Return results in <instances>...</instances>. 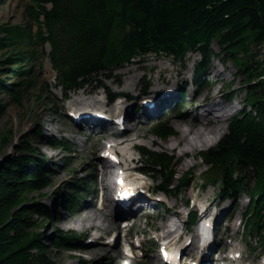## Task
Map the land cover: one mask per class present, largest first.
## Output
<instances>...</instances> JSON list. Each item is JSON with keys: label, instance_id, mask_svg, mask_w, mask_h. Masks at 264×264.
I'll return each instance as SVG.
<instances>
[{"label": "trees", "instance_id": "1", "mask_svg": "<svg viewBox=\"0 0 264 264\" xmlns=\"http://www.w3.org/2000/svg\"><path fill=\"white\" fill-rule=\"evenodd\" d=\"M28 11L39 27L37 41L32 35L34 22L25 28L0 27V53L6 52L0 61V93L19 104L36 82V63L47 56L46 44L51 46L48 57L65 94L154 54L173 57L184 66L189 54H200L194 76L197 87L214 60L224 67L232 63L245 102L218 144L199 157L210 167L207 182L220 183L225 200L250 197L244 224L248 233L259 234L264 242V57H260L264 0H30ZM223 90L225 99L234 100L233 83L224 84ZM4 108L0 100V114ZM151 133L159 140L176 135L169 121L152 125ZM41 134L39 129V140ZM46 138L48 145L61 151L73 150L66 138ZM15 148L16 155L0 161V264H55L42 232L56 216L45 203L50 195L46 190L56 184L54 171L29 140ZM143 151L151 167L144 170L160 182L158 191L178 195L191 186L190 172L178 178L180 159L165 151ZM80 188L70 184L74 207ZM191 218L196 219V213ZM50 240L57 250L79 251L83 246L72 232L58 231Z\"/></svg>", "mask_w": 264, "mask_h": 264}, {"label": "rangeland", "instance_id": "2", "mask_svg": "<svg viewBox=\"0 0 264 264\" xmlns=\"http://www.w3.org/2000/svg\"><path fill=\"white\" fill-rule=\"evenodd\" d=\"M29 4L30 0H0V27L3 25H19L25 28L30 23L34 22L28 11ZM38 30L39 27L34 22L32 35L36 41ZM254 51H257V49ZM45 52L48 55L51 52L49 45L46 46ZM200 57V54L197 53L189 54L186 58L187 63L185 66L176 61L173 57L166 55L154 54L144 59H135L131 64H125L117 70L106 72L103 76L92 79L84 88L72 92L69 97L73 98V96L81 94L78 97L86 95L97 98L100 100L98 105L92 103L93 98H84L87 102L83 100L80 106L81 109H84V107H90L93 110L102 108V111L108 110V114L113 115L118 104L113 108L105 106L103 102L106 101L107 98L105 89L111 93H124L128 95L127 103H131L135 100L140 103L142 97L153 99L155 94L171 91L169 89L173 90V88L174 91L186 90L192 93L193 90H198L196 87H192L191 81L195 75L196 63L200 60ZM260 57H264V50H260ZM5 58L6 52L0 53V61H3ZM162 71H164L167 76L172 75V83L166 85L160 81ZM178 73L182 75L180 76ZM235 73L236 68L232 63H228L224 67L217 60H214L208 73L204 77L202 84L203 88L201 87L200 90H198L197 100L200 101V105L205 101L206 106L214 100L221 101L224 105H228L230 102L228 103L227 99L222 97L225 94L223 93L224 84L233 83L234 100L239 102L235 106L230 107V116L234 114L236 108L237 112L235 115L238 114L240 110H242L241 105L245 102L246 97L245 92L242 91L241 78L236 79L234 77ZM133 75L135 76V80L133 81L135 86L127 89L125 83H128ZM56 76L57 73L49 58L47 56L43 58L40 56L39 61L36 63L34 73L36 82L32 88L27 91L21 104L11 100L6 93H0V100L5 104L4 113L0 114V161L16 155L15 146L27 139L37 149L38 153H42L47 157L45 160L46 165L51 167L54 171L56 184L46 190L50 195L46 198L45 203L51 207L56 216L54 220L46 222L47 228L42 230V232L45 233V238H48L47 243L51 248L50 250L55 264H81L82 261H85L86 264H119L122 262L121 258H116V254L121 252L120 246H109L106 244L110 232L119 226L113 218L115 212L111 207L107 215V222H104L102 219H98L94 222L96 226L105 229L102 230L101 233H99L98 230L96 231V229L83 228L81 221L78 219L79 215L83 213L84 210L90 211L93 208H102V191L104 186L101 175L98 189L96 188L93 190L92 193L81 202L80 206L74 210H70V207H67L66 201H64L63 204L61 203L62 206L58 207L57 192L61 185L76 179V171L83 172L84 170L93 168L94 165L98 163L106 142L111 140L112 137H115L114 135H116V133L119 135V138L121 136V139L125 140L130 138L135 132H138V130L140 131V136L135 138L133 135V137H131L133 138L131 145H142L148 150H160L165 151L169 155H174L177 159L181 160L178 167V178H181L186 172H190V174L193 175L192 179L194 183L189 189L183 188L184 190L178 195L171 193L167 195V198L163 197L166 201V205L171 210L168 217L175 219V213L181 212L182 218H184L183 216L187 212L186 209H184L185 203L189 201L191 206L190 209H192V205L197 197L199 201L206 203L209 208L211 206L212 211H216L215 216H219L220 222H217V224L220 229L217 234L218 239H224L223 248L225 251L229 250L231 244L235 242L241 245L244 250V258L248 262H257L262 258L261 256L264 255V246L261 244L260 239L254 236L247 237L246 234H243L244 231L240 225L243 215L247 212L249 207L250 197L247 194H243L234 202L232 200H225L221 194L222 189L220 183L207 182L210 177L208 171L210 167L204 164L199 157L200 152L215 147L220 141L219 139L228 132L229 121L232 117H228V120L221 123V135L218 133L219 135L217 134L216 137L209 139V141L204 144L198 143L196 146L197 149L194 150L193 146L188 143L189 140H193V135L182 138V132L188 128V125L181 117V119L179 118L178 114L181 115L187 112H193V114L187 118L189 122L192 121L193 117L196 115L200 116L202 114V108H200L201 106L189 104L187 102L184 103V107L178 106L169 116H166V118L171 121L176 132V136L167 140H159L153 136L150 126L136 122L135 114H133L134 118H131V122L128 123V126L134 129L132 133L128 132L130 130L129 128L127 132H118L117 126H115L113 121L97 123L92 127H79L68 124L65 121L66 116L70 118L67 114L69 102L63 101L62 93L60 90L55 89L57 84ZM5 79H8V77L5 76ZM16 81L17 79H12V82ZM240 103L241 105H239ZM87 104L89 105L87 106ZM39 129L42 130V138L40 140L36 137V132ZM218 136L221 138H218ZM46 137L56 139L66 138L74 147L73 151L71 153H66L65 151L52 148L46 143ZM115 138L118 140V137ZM130 154L132 158L139 160L133 165H136L138 168L143 167V158L141 159L137 152ZM67 157L68 159H66ZM131 165L132 164H130L129 167ZM116 168H119V166ZM80 176L82 177L83 174L81 173ZM145 178L148 186L153 188L155 183L151 175ZM136 179L139 180V177ZM143 182H145V179ZM159 183L160 182L157 184ZM254 185L255 181L251 183L250 188H253ZM151 212L156 214L154 210H151ZM91 223L92 222L88 224ZM136 223L139 229L145 230V240L155 238L153 228H149L148 226L154 225L159 228L162 225L161 222H156L151 218L137 219ZM58 231L64 233L72 232L81 236L83 238L82 249L79 251L54 249L50 238L54 237ZM98 234L105 235V238L98 239ZM161 234L162 231L158 233V235ZM194 235L195 230H192L190 234L183 239V244L187 238H195L196 236ZM193 241L194 239L192 243ZM181 248L185 250L184 247ZM188 252H191V249H189ZM154 255H156V252ZM128 264H151V260L149 256L146 258H131L128 260Z\"/></svg>", "mask_w": 264, "mask_h": 264}, {"label": "bare ground", "instance_id": "3", "mask_svg": "<svg viewBox=\"0 0 264 264\" xmlns=\"http://www.w3.org/2000/svg\"><path fill=\"white\" fill-rule=\"evenodd\" d=\"M178 75L181 76L182 74L178 73ZM122 78H123V76H122ZM172 79H173L172 75L167 76L166 73H164V71L161 72L160 81H162L164 84L168 85V84L172 83ZM134 80H135V76L133 75L132 78L130 79V81L128 83H125V86H126L127 89H130V88L135 86V84L133 83ZM119 81H120V78H119ZM169 90H172V89H169ZM83 100L85 101L86 99H84V97H82V96L77 97V98L74 99L73 105H75V107L79 108L80 111L85 110V111L101 112V111H98V110H93L90 107H84V109H81L80 106L82 105ZM86 102H87V100H86ZM92 103H94V105H98L100 103V100H98L97 98H93ZM223 105H224V103H222L221 101L214 100L210 104H208L206 106L204 105V108L202 110L203 111L202 114L200 116L196 115L194 117V119L192 121H189V122H188L187 118H188V116L192 115L193 112H191V113L187 112V113H184V114L180 115V117L188 125V128L186 130H183V132H182V134H183L182 138H186L189 135H193V140H191V141L189 140V142H188L191 146H193V150L197 149L196 146L198 145V143L204 144L207 141H209V139H213L214 137H216L218 133L221 135L220 131H222V130L220 129V127H221L222 124L221 123H219V124H210L209 122H207V118L211 114V111L213 110L214 107H221ZM119 109H120V107L117 106L116 110H115V113ZM229 114L230 113H228V115ZM137 135L140 136V132L137 133ZM131 137H133V135ZM131 137L126 139L125 141H122L121 143L117 142L115 144V146H114L115 149H120V152L124 156L125 165L126 166L128 165L127 158L128 159L132 158V156H131V154L129 152L131 141L133 140V138H131ZM219 137L220 136H218V138ZM107 143H111V141L108 140L106 142V145H107ZM135 171H136L135 169H126V172H127V175H128V181L136 183V184H139V185H143L144 184V182H143L144 178L143 177H139L135 173ZM138 177H139V180L136 179ZM104 201L105 202L103 204V206H104L103 208H93L90 211H85L84 210L83 213H81L79 215L78 219L81 221V223L83 225V228H85V229H97L98 232H100L101 230H105V229L101 228L100 226H96L94 224V222L96 220H98V219H102L104 222H107V215L109 213V209H110L111 206L109 205L108 197L105 198ZM90 222H92V223L88 224ZM108 225H109V223H108ZM108 227H110V226H108ZM188 240H189V238L181 246V247H184L185 250L187 248H189L190 246H192L194 248L197 246V241H195V240L190 245L186 244ZM120 257H121V253H117L116 254V258H120ZM119 264H123V263H119Z\"/></svg>", "mask_w": 264, "mask_h": 264}]
</instances>
